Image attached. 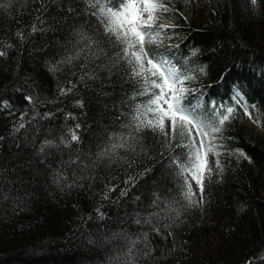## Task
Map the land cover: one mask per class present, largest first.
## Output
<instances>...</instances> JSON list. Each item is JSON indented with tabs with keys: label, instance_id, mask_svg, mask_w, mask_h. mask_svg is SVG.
Listing matches in <instances>:
<instances>
[{
	"label": "trees",
	"instance_id": "obj_1",
	"mask_svg": "<svg viewBox=\"0 0 264 264\" xmlns=\"http://www.w3.org/2000/svg\"><path fill=\"white\" fill-rule=\"evenodd\" d=\"M166 3L150 55L192 77L202 118L234 109L191 203L173 163L188 150L171 128L134 131L147 97L96 9L0 0V264H264V0Z\"/></svg>",
	"mask_w": 264,
	"mask_h": 264
},
{
	"label": "snow or ice",
	"instance_id": "obj_2",
	"mask_svg": "<svg viewBox=\"0 0 264 264\" xmlns=\"http://www.w3.org/2000/svg\"><path fill=\"white\" fill-rule=\"evenodd\" d=\"M251 2L255 4L256 0ZM87 4L96 9L92 14L97 16L105 34L110 38L114 37L120 46L117 57L127 63L130 75L140 84L136 95L147 97L133 110L131 120L134 131L147 128L167 136L165 121L170 122L171 139H179L181 143L177 146L188 150L186 161L181 162L179 157L173 161L179 168L178 175L184 180V196L190 203L193 202L195 192L189 182L190 177L203 197L204 178L211 173L208 155H219L213 143L216 140L214 134L221 131L234 109L228 107L226 113L222 114L213 102L211 107L214 110L212 116L216 120L215 124L202 118L198 111L202 107L201 103L190 106L183 103L188 92L184 82L192 77L183 74L168 58L150 55V49L146 45L159 43L161 31L168 27L161 25L158 29L155 28L157 13L171 11L166 0H118V7L110 6L112 0H87ZM4 54L0 52V56ZM27 99L31 100L30 97ZM71 138L78 139L75 132ZM124 146V143L114 145ZM216 163L219 166V160Z\"/></svg>",
	"mask_w": 264,
	"mask_h": 264
},
{
	"label": "rangeland",
	"instance_id": "obj_3",
	"mask_svg": "<svg viewBox=\"0 0 264 264\" xmlns=\"http://www.w3.org/2000/svg\"><path fill=\"white\" fill-rule=\"evenodd\" d=\"M245 109H246V114H247L246 125L249 131V137L251 139H256L261 136V132L258 126L257 114L249 106H246ZM165 128H166V131L169 132L170 122L165 121ZM193 134L195 135V132ZM208 166L211 168V173L216 174L218 172L215 156L213 153H209L208 155ZM189 182L192 184V189L195 192L196 196L199 198V187L195 184L194 181L191 180L190 177H189Z\"/></svg>",
	"mask_w": 264,
	"mask_h": 264
}]
</instances>
